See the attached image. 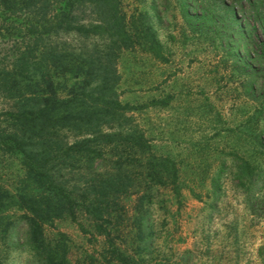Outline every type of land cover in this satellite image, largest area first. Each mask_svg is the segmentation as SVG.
<instances>
[{
    "label": "rangeland",
    "instance_id": "rangeland-1",
    "mask_svg": "<svg viewBox=\"0 0 264 264\" xmlns=\"http://www.w3.org/2000/svg\"><path fill=\"white\" fill-rule=\"evenodd\" d=\"M16 1L15 11L0 4V132L5 133L19 129L8 113L34 104L22 99L42 73L35 67L40 50L30 30L33 18ZM182 5L181 0H121L134 31L152 23L160 52L140 44L118 52L117 91L128 108L104 116L114 117L113 130L123 133L114 149V143L103 144L105 160L97 158L92 170L87 156L65 153L81 136L52 130V148L66 155L54 169L74 195L88 203L85 192L97 173L109 172L112 182L122 183L100 203L101 216L78 204L43 224L48 250L54 257L65 255V264H264V101L248 96L234 57L220 39L190 25ZM84 15L86 21L94 18L90 9ZM97 43L65 33L40 41L41 48L76 53ZM51 75L61 97L80 80ZM129 130L143 133L150 148L136 146ZM241 168L246 175H238ZM28 185L22 154L0 148V189L16 193ZM24 214L17 206L0 210V264L46 263L45 255H36L23 240Z\"/></svg>",
    "mask_w": 264,
    "mask_h": 264
},
{
    "label": "trees",
    "instance_id": "trees-1",
    "mask_svg": "<svg viewBox=\"0 0 264 264\" xmlns=\"http://www.w3.org/2000/svg\"><path fill=\"white\" fill-rule=\"evenodd\" d=\"M1 2L15 11L16 0ZM181 2L186 21L196 30L220 39L227 53L234 57L236 67L245 76L244 88L248 96L264 101V0ZM21 3L33 18L30 30L40 50L35 67L42 73L33 77L31 82L35 89L22 99L34 104L8 113L19 129L0 132V148L22 154L29 183L16 193L1 188L0 210L17 206L25 211L23 240L31 245L36 255H45V264H65L68 262L65 255L54 257L48 250L43 224L63 217L66 211L73 212L78 204H84L88 211L99 215V211H103L100 203L108 199L112 188L122 183L117 185L111 181L109 172H101L95 175L101 177L100 182H97L98 177L88 182L89 190L85 192L89 194L88 203L84 197L82 200L74 195L59 177V168L54 169L64 153L52 148V130L66 128L81 136L68 145L65 153L87 156L88 167L94 170L95 160L106 158L103 144L114 143L111 146L114 149L123 134L113 130L114 117H104L106 113L120 114L119 110L128 108L119 100L117 91L121 77L116 65L118 52L140 44L159 53L160 45L152 23H145L141 28L136 25V31L131 28L120 6L121 0H21ZM87 9L94 18L86 21ZM60 33L96 39L99 43L78 53L51 45L41 48L44 35ZM51 74L71 75L80 80L70 95L61 97L54 90ZM262 78L263 84L260 83ZM133 130L126 132L128 138L137 135ZM136 137V146L150 148L143 133ZM173 170L176 175L175 166ZM246 174L241 168L238 175ZM112 248L116 257L124 260L123 253L115 245Z\"/></svg>",
    "mask_w": 264,
    "mask_h": 264
}]
</instances>
